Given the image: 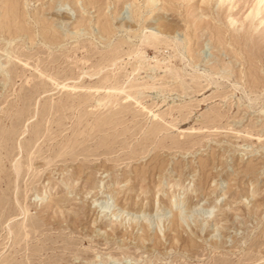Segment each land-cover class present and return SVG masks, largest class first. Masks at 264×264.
<instances>
[{
  "label": "rangeland",
  "instance_id": "obj_1",
  "mask_svg": "<svg viewBox=\"0 0 264 264\" xmlns=\"http://www.w3.org/2000/svg\"><path fill=\"white\" fill-rule=\"evenodd\" d=\"M14 1L10 15L0 0V264H264V4ZM160 22L177 32L139 43ZM172 192L186 197L179 237Z\"/></svg>",
  "mask_w": 264,
  "mask_h": 264
},
{
  "label": "bare ground",
  "instance_id": "obj_2",
  "mask_svg": "<svg viewBox=\"0 0 264 264\" xmlns=\"http://www.w3.org/2000/svg\"><path fill=\"white\" fill-rule=\"evenodd\" d=\"M86 1V3H88V4H91V5H94L95 3H98V2H102L103 0H85ZM158 0H147V5L148 6H150L151 7V5H153V4H156V2H157ZM5 3L7 4V7H8V12L7 13H10V15L11 14H13V13H15L16 12V8L17 7H19V6H17V4H16V2L14 1V0H5ZM5 3H3V4H5ZM264 4V0H258V3L256 4V11L258 12V10H259V12H260V9H261V7H262V5ZM157 7V6H156ZM7 11V10H6ZM4 12V11H3ZM141 13V12H140ZM154 16H156V14H155V12L153 11V13H152ZM256 14H259V13H256ZM4 15H5V13H4ZM7 15V14H6ZM9 15V16H10ZM157 17V16H156ZM6 18H7V16H6ZM5 18V19H6ZM4 18H2V20H3ZM10 19V18H9ZM12 19V18H11ZM14 20H15V18H13ZM232 21H234V18L232 19ZM232 21H231V23H232ZM7 22H8V19H7ZM85 22H86V20H85V18H84V16H81V20H80V22H79V25H78V27L79 26H81V25H84L85 24ZM0 23H1V21H0ZM11 24H12V22H10ZM15 22L13 21V24H14ZM2 24V23H1ZM10 24V25H11ZM49 24V23H48ZM47 24V25H48ZM102 24V29L104 30V31H107L109 28H108V24L106 23V19L104 20V22L103 23H101ZM154 24V23H153ZM153 24H151V25H143L142 27H141V35H140V38H138V39H140L139 41V43H143V41L144 40H152V39H154V38H157V40L159 39L158 37H161L162 36V34H165V35H170V36H172V34H174L175 32H177L175 29H173L172 28V25L171 24H169V25H171V27H169V26H167L166 24H163V22L161 23L160 22V24L159 25H157V26H153ZM262 24V23H261ZM15 25H16V23H15ZM174 26V25H173ZM2 27V26H1ZM5 27H7V26H5ZM11 27V26H10ZM20 28H21V26H19ZM51 27V26H50ZM2 28H4V27H2ZM9 28V27H8ZM7 28V29H8ZM76 28V27H75ZM10 29V28H9ZM18 29V28H17ZM42 30L44 29L43 27L41 28ZM146 29H148L149 31L148 32H146L145 30ZM19 30V29H18ZM45 30V29H44ZM10 31V30H9ZM46 31V32H45ZM44 32V34H48V36H49V32L48 31H50L49 29L48 30H45ZM55 32V31H54ZM79 32V31H78ZM78 32H74V33H72V37L74 36H76L77 34H78ZM68 33V32H67ZM71 34V33H70ZM32 35V34H31ZM43 35V34H42ZM56 35V34H55ZM81 35V34H80ZM159 35H161V36H159ZM164 35V36H165ZM176 35H177V33H176ZM79 36V35H78ZM93 36V35H92ZM175 36V35H174ZM67 37V36H66ZM30 38V37H29ZM170 38V37H169ZM177 38V37H176ZM73 39V38H72ZM94 39V38H93ZM184 39H185V37H183V38H178L177 40L175 39V43H174V45H175V48L174 49H178L182 44H183V41H184ZM32 40H34L33 38H32ZM160 40H162V38L160 39ZM171 40V39H170ZM51 41L52 42H56L57 41V38H51ZM156 41V40H155ZM32 42V41H31ZM95 42V41H94ZM102 42V41H101ZM151 42V41H150ZM172 42H173V40H172ZM66 43V42H65ZM153 43V42H152ZM107 44V43H106ZM157 44V43H156ZM62 47H63V45H61ZM60 47V46H59ZM136 51V50H135ZM131 52V51H130ZM178 52V51H177ZM180 53H182V52H180ZM186 53V52H185ZM184 53V54H185ZM183 54V53H182ZM116 55V54H115ZM182 56V55H181ZM183 57H184V55H183ZM107 58V57H106ZM110 58V57H109ZM114 59H115V57L113 58H111V61L114 63ZM183 59H185V58H183ZM183 59H182V61H183ZM187 59V58H186ZM117 60V59H116ZM102 61V60H101ZM180 61V60H179ZM187 61H188V59H187ZM111 62V63H112ZM140 63V64H138V65H136V67H134V69H137V67H140V65H141V63L142 62H144V58L142 59V60H138L137 61V63ZM185 62V61H184ZM97 63V62H96ZM99 63V62H98ZM116 63V62H115ZM189 63V62H188ZM104 64V63H103ZM94 65H96V64H94ZM186 65V64H185ZM195 65V64H194ZM188 66V65H187ZM103 67V66H102ZM192 67V66H191ZM94 68V67H93ZM141 68V67H140ZM199 68V67H198ZM101 69V68H100ZM201 69V68H200ZM193 70H195V69H193ZM197 70V69H196ZM209 70H211V69H209ZM132 71H133V69H132ZM136 71V70H135ZM200 71V70H199ZM99 73V71H96L95 73ZM195 72V71H194ZM206 72V71H205ZM212 72V71H211ZM210 72V73H211ZM207 73V72H206ZM88 74H90V73H88ZM92 74L93 73H91L90 75H91V77H92ZM197 74V73H196ZM199 74V73H198ZM202 74H205V73H202ZM208 74V73H207ZM43 75V74H42ZM81 75V74H80ZM177 75H178V72H177ZM195 75V74H194ZM230 74H228V76H229ZM83 76V75H82ZM201 76H203V75H201ZM211 76V75H210ZM224 76V75H223ZM227 76V75H226ZM227 76V77H228ZM56 77V76H55ZM198 77H200V76H198ZM206 77V76H205ZM49 78V77H48ZM68 78V77H67ZM73 78H74V76H73ZM77 78H78V76H77ZM223 78V77H222ZM226 78V77H225ZM229 78V77H228ZM80 79V78H79ZM51 80V79H50ZM106 80V79H105ZM254 80V79H253ZM219 81V80H218ZM54 82V81H53ZM61 82V81H60ZM59 81L58 82H56L55 84H59V85H61L62 87H64L65 88V86H67V87H71V89H73V90H75V89H77L78 87H80V86H83V85H80V84H66V83H60ZM52 83V82H51ZM81 83V82H80ZM54 84V85H55ZM94 85L93 86H91L95 91H98L102 86H101V84H95V83H93ZM140 84V83H139ZM145 84V83H144ZM148 84V83H147ZM104 85H106V83H104ZM133 85V84H132ZM183 85V84H182ZM125 86V85H124ZM239 86V85H238ZM90 87V86H89ZM126 87V86H125ZM68 89H70V88H68ZM92 89V90H93ZM108 89L109 90H117L118 92L119 91H125V88L122 86V85H119V84H117V85H111V86H108ZM105 90V89H104ZM244 90V89H243ZM72 91V90H71ZM77 91V90H76ZM79 91V90H78ZM89 91V90H88ZM110 91V92H111ZM113 91V92H114ZM116 91V92H117ZM68 92V91H67ZM74 92V91H73ZM87 92V91H86ZM109 92V93H110ZM120 92V93H121ZM95 93V92H94ZM108 93V92H107ZM112 93V92H111ZM132 93V92H131ZM34 94V93H33ZM71 94V93H70ZM77 94V93H76ZM98 94V93H97ZM117 94V93H116ZM120 95V94H119ZM134 95V94H133ZM133 95H131L130 93H128L127 92V94L123 97V98H127V97H129V96H133ZM87 96V95H86ZM88 96H89V94H88ZM108 96H110L109 94H107L105 97H108ZM118 96V95H117ZM101 97V96H100ZM247 97H248V95H247ZM69 98H71V97H69ZM86 98V97H85ZM89 98V97H88ZM90 98H91V96H90ZM95 98V97H94ZM117 98V97H116ZM116 98H114V99H116ZM121 98V97H120ZM92 99V98H91ZM122 99V98H121ZM102 100H103V98H99L98 100H97V102H98V104H102ZM107 100V99H106ZM95 101H96V99H95ZM113 103L114 102H112V105H113ZM97 104V105H98ZM115 104V103H114ZM101 106H103V105H101ZM101 106H99V107H101ZM97 107V106H96ZM264 111V110H263ZM101 117V116H100ZM102 119V118H101ZM101 123V122H100ZM106 124V123H105ZM103 125V124H102ZM97 126V125H96ZM104 126V125H103ZM102 126V127H103ZM87 127V126H86ZM99 128H101V127H99ZM85 134V133H84ZM3 135H4V133H3ZM36 135V134H35ZM40 136V135H39ZM81 136V135H80ZM83 136V135H82ZM81 136V137H82ZM86 140V139H85ZM69 141V140H68ZM32 142V141H31ZM78 142V141H77ZM82 149V148H81ZM70 150V149H69ZM76 151V150H75ZM83 153V152H82ZM28 155V154H27ZM29 156V155H28ZM71 159V158H70ZM74 160V159H73ZM19 163H20V161H18ZM15 163H16V160H15ZM14 163V164H15ZM13 164V165H14ZM200 164H201V166L204 168L206 165H207V161L206 160H201V162H200ZM16 165V164H15ZM15 165H14V167H15ZM19 165V164H18ZM17 165V167H16V173L18 174L19 173V167L20 166H18ZM22 165V164H21ZM14 169V168H13ZM253 170H254V166L253 165H251V164H247L246 165V167H245V169H244V171L245 172H253ZM136 171H137V169H136ZM81 172H82V169L80 168L78 171H77V173L76 174H78V175H80L81 174ZM15 173V172H14ZM72 175H74V173H72V174H70V176H72ZM15 176H16V174H15ZM19 176V175H18ZM96 176H97V174H96ZM18 179V178H17ZM97 179V178H96ZM13 180H15V179H13ZM164 180V179H163ZM97 181L99 182V180L97 179ZM138 181V180H137ZM103 181H101L100 180V183H102ZM105 183V182H104ZM127 183V182H126ZM161 183V182H160ZM128 184V183H127ZM15 185V184H14ZM59 185H61V187H62V189H65V188H68L69 187V185H68V183L66 182V181H61L60 182V184ZM104 185V184H103ZM123 186V185H122ZM159 186V185H158ZM15 187V186H14ZM17 187V186H16ZM94 187V186H93ZM98 187H99V185H98ZM50 189H51V187L49 186V183L45 186V188L43 189V190H41L40 192H39V194H38V196H37V198H38V200H41V202L42 203H44V202H46L47 201V199L49 198V196H50V194H51V191H50ZM121 189V188H120ZM52 190V189H51ZM67 190V189H66ZM216 190V186L214 185L213 186V188H212V190L211 191H215ZM16 191V190H15ZM103 191V190H102ZM256 191V190H255ZM170 192V190L168 191V193ZM112 193H114V192H109V193H107L106 194V197L107 196H110V197H112ZM13 194H15V193H13ZM68 194V193H67ZM117 194H119V190H117ZM226 194V192H224L223 193V195H225ZM186 195V194H185ZM178 195L176 194V193H173L172 192V196H171V199L169 200V202H170V206H171V209L169 210V212H168V214H169V216H166V217H164L165 219H167V220H169V222L168 223H170V225H169V233H168V235H170V236H173V237H179V227L182 225V222H184L185 221V219L187 218V216H186V218H185V213L179 208V205H180V203H184V201H185V199H184V197H177ZM25 197V196H24ZM36 197V196H35ZM32 198V197H31ZM186 198V197H185ZM15 199V198H14ZM34 199V198H33ZM111 199V198H110ZM106 200V202H108L109 200H108V197L105 199ZM61 202V201H60ZM16 203H18V202H16ZM28 205V204H27ZM254 205V207H258V205L259 204H257L256 202L253 204ZM115 206V205H114ZM113 206V208H112V205H109V206H106V205H104L103 207H102V209H103V211H102V213L103 212H105L104 214H112L113 216L114 215H118V217H119V215H124L123 213H124V211H125V208L124 207H119L118 208V210L117 209H115L116 208V206L114 207ZM156 207H157V209H156V211H159L160 209H163V207H164V205H163V203L162 202H158L157 203V205H156ZM102 209H100V210H102ZM24 210V209H23ZM191 211V210H190ZM100 212V211H99ZM22 213V212H21ZM183 213H184V215H183ZM103 214V215H104ZM133 214V213H132ZM102 215V214H101ZM134 215V214H133ZM147 216V215H146ZM193 216V215H192ZM101 217H103V216H101ZM106 217V216H105ZM110 217V216H109ZM134 217H135V219H134ZM133 217V220L131 219V220H129V221H134L135 222V224H138L139 222V220H136V217L137 216H134ZM141 217V216H140ZM263 217V216H262ZM110 219V218H109ZM126 219V218H125ZM137 219H138V217H137ZM113 220V219H112ZM197 221V220H196ZM6 222V221H5ZM122 222H123V220H122V216H121V219H120V224L119 225H121L122 224ZM157 222V221H156ZM186 222V221H185ZM200 223V222H199ZM207 223H209V222H207ZM150 224V223H149ZM148 224V225H149ZM198 224V223H197ZM25 225V224H24ZM119 225H116V226H114V227H112L111 228V234H117V233H120V232H122V231H119ZM148 225H142V230H143V233H140V234H135V238L137 239V240H139V241H142V240H144V238H146L147 237V235L149 234V229L148 228H146V226H148ZM204 224H202V226H203ZM209 225V224H208ZM211 225V224H210ZM159 226V225H158ZM220 226V225H219ZM200 227V226H199ZM197 228V227H196ZM202 228V227H201ZM204 228V227H203ZM202 228V229H203ZM100 230V229H99ZM137 231V230H136ZM201 231V230H200ZM10 232V231H9ZM171 232L173 233V234H171ZM30 233V232H29ZM133 233V232H132ZM194 233V232H193ZM110 233L107 231V230H105L104 231V235L105 236H108ZM191 234V233H190ZM28 235V234H27ZM26 237V236H25ZM155 237H156V235H155ZM218 237V236H217ZM210 238V237H209ZM155 239V238H154ZM185 242H186V245H188V246H193V245H196V243H195V240L193 239V238H190V237H187L185 240H184Z\"/></svg>",
  "mask_w": 264,
  "mask_h": 264
}]
</instances>
